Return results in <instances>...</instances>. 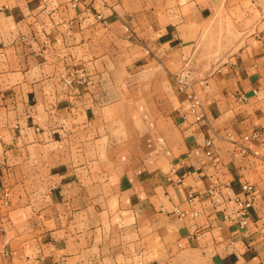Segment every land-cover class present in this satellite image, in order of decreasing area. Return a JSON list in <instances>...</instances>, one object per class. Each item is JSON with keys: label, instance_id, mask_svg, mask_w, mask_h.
Returning <instances> with one entry per match:
<instances>
[{"label": "crops", "instance_id": "0c3cea01", "mask_svg": "<svg viewBox=\"0 0 264 264\" xmlns=\"http://www.w3.org/2000/svg\"><path fill=\"white\" fill-rule=\"evenodd\" d=\"M0 264H264V0H0Z\"/></svg>", "mask_w": 264, "mask_h": 264}, {"label": "built area", "instance_id": "2783aa9c", "mask_svg": "<svg viewBox=\"0 0 264 264\" xmlns=\"http://www.w3.org/2000/svg\"><path fill=\"white\" fill-rule=\"evenodd\" d=\"M188 67H184L182 71L178 75L180 88L181 90H188L187 95L190 102V108L193 113H197V109L200 107V99L192 87V75H191V69H187ZM66 84H72V80L66 79ZM201 115L197 114V119H200ZM259 137L258 132H254L251 135H245V140H251ZM245 151V150H243ZM209 157L212 158V153H209ZM243 195L242 196H236L231 197L227 199L222 204H213L215 210H219L223 218L227 221H236V223L239 225L240 228H247L250 223V209L253 206V203L255 202V188L252 184H243ZM176 212L182 216H185L186 213L182 211V209H176ZM190 215L192 217H197L199 215L198 211H192L190 212Z\"/></svg>", "mask_w": 264, "mask_h": 264}, {"label": "rangeland", "instance_id": "374dc122", "mask_svg": "<svg viewBox=\"0 0 264 264\" xmlns=\"http://www.w3.org/2000/svg\"><path fill=\"white\" fill-rule=\"evenodd\" d=\"M218 31H219L220 34H223L222 29H218ZM237 32H238V29H237ZM226 34H227V32H225V35H226ZM220 37L224 38L225 36H224V35H221ZM223 46H225V45H222V44L218 45V47H220V49H221V47H223ZM239 47H240V44H235V46H234L235 49H238ZM65 81H66V80H65ZM65 83H66V82H65Z\"/></svg>", "mask_w": 264, "mask_h": 264}]
</instances>
